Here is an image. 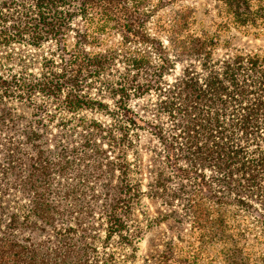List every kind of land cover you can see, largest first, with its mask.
<instances>
[{
  "label": "trees",
  "instance_id": "obj_1",
  "mask_svg": "<svg viewBox=\"0 0 264 264\" xmlns=\"http://www.w3.org/2000/svg\"><path fill=\"white\" fill-rule=\"evenodd\" d=\"M255 1L227 0V4L235 23L247 33L261 35L264 0ZM153 8L149 0H0V47L22 43L41 48L52 43L55 48L43 58L44 71L37 77L23 72L0 74V98H19L34 105V95L41 94L43 102L66 113L96 110L111 119L109 124L81 119L75 125L88 130L82 149L104 158L94 167L108 180L117 179L104 214L106 238L119 235L125 243L134 241L125 220L143 192L131 176L128 151L137 155L135 138L140 129H149L155 136L163 168L171 173L157 176L147 192L150 198L169 206L183 199L185 215L193 217L204 211L205 218L223 217L229 207H235L264 226V53L240 51L216 59L213 38L188 50L179 51L172 44L176 59H171L168 47L157 42L154 54L134 53L122 62L124 71L103 85L105 95L100 92L93 98L88 94L94 77L104 75L110 62L109 54L87 50L99 40L90 30L93 23L97 22L98 33L120 32L128 42L148 44L147 24L155 14ZM70 36L74 39L71 47ZM112 59H116L114 54ZM179 61L187 63L181 74L167 80ZM151 93L156 96L155 120L144 118L130 105L133 98ZM60 120L71 129L70 123ZM37 135L33 133L29 143ZM99 136L111 148L120 147L116 156L104 155L105 150L93 140ZM35 147L34 160L21 148L20 154L19 148L11 150L9 162L0 169V182L7 187L13 176V187L26 199L18 202L12 219L23 218L58 237L50 246L42 240L31 241L30 264H68L76 250H65L60 238L64 230L75 233L74 226H61L70 211L65 196L70 193L64 186L65 195L61 194L57 185L72 167L67 158L71 151L63 146L51 159L47 150ZM15 155L22 156L16 161ZM26 162L30 166L23 169ZM171 179L179 185L170 186ZM203 201L205 209L199 208ZM4 213L0 206V215ZM175 215L180 214L171 210L164 218Z\"/></svg>",
  "mask_w": 264,
  "mask_h": 264
},
{
  "label": "rangeland",
  "instance_id": "obj_2",
  "mask_svg": "<svg viewBox=\"0 0 264 264\" xmlns=\"http://www.w3.org/2000/svg\"><path fill=\"white\" fill-rule=\"evenodd\" d=\"M149 1L155 10L147 24L152 43L128 42L120 32L107 30L98 33L97 22L93 23L90 30L95 31L93 34L99 40L95 39L87 50L110 55L106 73L94 77L92 88L87 90L93 98H98V94L104 91L103 85L107 81L113 82L124 71L123 61L134 53L140 56L154 54L152 47L157 42L168 47L171 59H176L172 44L179 51L188 50L199 42L213 38L216 42L212 50L216 59L240 51L264 53V34L247 33L235 23L227 0ZM252 3L256 1L252 0ZM73 43L74 39L70 36L69 46ZM54 49L52 43L44 44L41 48L22 43L13 44L10 48L0 47V74L10 76L23 72L26 76L31 74L37 77L44 71L43 58ZM113 54L115 60L112 59ZM186 64L185 61L177 62L166 79L173 81ZM34 100L36 104L31 105L19 98H0V169L5 167L2 164L9 162L8 154L12 155L14 148H19V154L20 148L22 152L29 153L33 160L37 157L35 145L47 150L46 155L49 154L51 159L63 146L71 151L67 153V158L72 160V167L62 178V183L57 185L61 194L65 195L67 187V193H70L65 195L70 211L61 226L63 229L74 226L75 233L69 235L64 230L60 238L65 250L71 247L76 250L74 257L67 259L68 264L75 261H80V264H264V226L254 218L236 212L238 209L235 207H229L230 211L223 217L205 218V211L199 217H193L185 215L183 199H177L169 206L147 195L161 172L165 171V176L171 174L163 168L159 143L149 129L137 131V155L128 151V159L132 163L131 176L143 192L132 204V212L125 220L134 241L125 243L119 235L106 238L104 214L114 196L112 190L116 189L117 179L108 180L94 167L98 160L104 158L99 154L96 158V152L82 149L85 142L83 136L88 130L75 125L81 119L105 124H109L111 119L96 110L66 113L51 102H43L41 94L34 95ZM155 101L156 96L151 93L133 98L130 105L144 118L155 120L152 111ZM41 104H45L43 109L38 108ZM60 119L70 123L71 129L63 127ZM33 133H37L39 138L29 143L28 138ZM93 140L105 150L104 155L108 154L111 158L121 150L118 145L111 148L108 141L100 136ZM20 156L15 155L14 160L17 161ZM29 166L26 162L23 169ZM13 178L7 187L0 182V206L6 212L0 215V264H30L27 250L31 241L42 240L47 242L46 246H50L58 241V237L49 229L40 231V226L34 227V223L29 224L23 218H11L10 214L16 210L18 202L26 201L22 193L13 187ZM171 180L168 183L170 186L179 185L175 179ZM199 208L205 209V201L200 203ZM171 210H176L180 215L164 218ZM92 244L96 245L94 249L89 247Z\"/></svg>",
  "mask_w": 264,
  "mask_h": 264
}]
</instances>
